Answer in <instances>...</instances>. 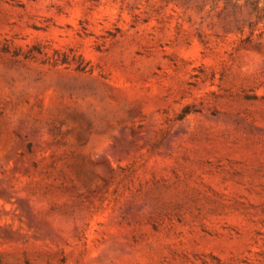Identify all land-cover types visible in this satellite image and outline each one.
<instances>
[{
    "label": "rangeland",
    "instance_id": "rangeland-1",
    "mask_svg": "<svg viewBox=\"0 0 264 264\" xmlns=\"http://www.w3.org/2000/svg\"><path fill=\"white\" fill-rule=\"evenodd\" d=\"M0 264H264V0H0Z\"/></svg>",
    "mask_w": 264,
    "mask_h": 264
},
{
    "label": "trees",
    "instance_id": "trees-1",
    "mask_svg": "<svg viewBox=\"0 0 264 264\" xmlns=\"http://www.w3.org/2000/svg\"><path fill=\"white\" fill-rule=\"evenodd\" d=\"M254 9H255V10H259V7H258V6H255Z\"/></svg>",
    "mask_w": 264,
    "mask_h": 264
}]
</instances>
